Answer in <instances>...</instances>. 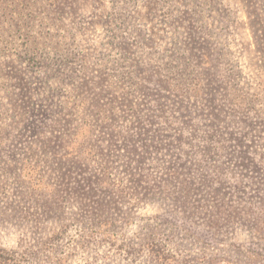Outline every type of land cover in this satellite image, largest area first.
<instances>
[{
	"label": "rangeland",
	"instance_id": "1",
	"mask_svg": "<svg viewBox=\"0 0 264 264\" xmlns=\"http://www.w3.org/2000/svg\"><path fill=\"white\" fill-rule=\"evenodd\" d=\"M0 264H264V0H0Z\"/></svg>",
	"mask_w": 264,
	"mask_h": 264
}]
</instances>
